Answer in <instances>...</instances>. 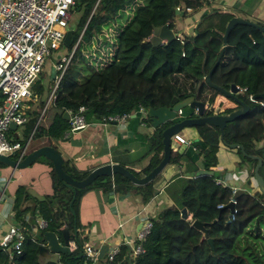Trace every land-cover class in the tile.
<instances>
[{
    "label": "trees",
    "instance_id": "16d2710c",
    "mask_svg": "<svg viewBox=\"0 0 264 264\" xmlns=\"http://www.w3.org/2000/svg\"><path fill=\"white\" fill-rule=\"evenodd\" d=\"M74 3L77 22L72 29L65 30L57 48L65 50V54L72 52L70 61L61 74L52 101L45 108V126L39 124L40 120L36 122L45 90L42 71L31 85L33 101L38 99L39 102L37 108H32V101L29 102L22 130L23 141L30 131L33 136L43 132L47 141L64 138L68 122L63 113L67 110L76 112L79 106L84 107L83 115L89 123L106 116L132 113L139 106L170 109L192 97L208 108L205 115H211L218 97L222 96L204 79L213 67L210 81L225 90H229L230 85L241 89L235 95L247 105V111L227 122L222 135L213 125L194 127L198 136L192 142L194 149L188 147L181 153L171 151L168 164L183 163V174L187 176L181 189L176 191L177 200L161 209L152 220L142 243L143 252L134 258V264H264V242L260 241L259 234V228L264 227V195L258 191L254 194L244 191L236 197L235 212L231 214L226 205L232 197V189L229 185L216 183L218 175L212 171L217 163L218 145L229 147L237 144L243 147L244 152L242 154L239 148H235L239 158L237 167L246 165L247 177L251 178L256 159L248 155L259 157L262 164L258 173L264 182V144L256 146L264 139V103L261 99H248V95L264 92V32L247 25H234L226 36L222 55L214 65L222 46L225 24L233 17L230 12L213 9L200 17L193 34H180V40L174 37L153 45L148 38L154 27L166 25L172 32H177L173 27L176 6L184 9L183 15L200 7V1L75 0ZM125 10L131 11V15L124 25H119V14ZM256 24L264 27L260 22ZM107 27L116 30L111 44L115 48L108 64L95 68L87 63L82 49L96 42L102 29ZM235 108L238 106L226 108L218 114H227ZM186 117H195L188 107L182 108L176 119L156 127L146 137L148 150L145 156L150 154V158L144 168L137 172L125 168L135 177L148 173L161 159V131ZM147 125H150L149 119ZM198 158H201L200 170L191 166ZM113 160L124 167L125 163L118 157H113ZM44 162L50 167L51 194L36 198L23 186H18L12 211L16 223L30 228L36 219L41 218L46 227L33 235L27 234L17 251L4 252L0 248V264H57V259L42 261L36 247L45 244L43 233L46 231L53 232L62 240L63 227L68 231L69 240L81 245L84 238L80 233L85 225L79 220V201L87 191L129 195L141 203L147 202L157 192L154 186L157 176L144 185H135L118 174L97 177L88 186L73 188L72 191L57 179L51 163L47 159ZM62 169L75 180L82 179L90 171H80L68 160H63ZM199 171H212V175L198 174ZM181 209H185L189 219L181 217ZM193 220L205 223L206 237L191 225ZM57 256L60 264H90L78 253ZM98 262L129 264L127 247L120 245L118 254L111 260L103 254Z\"/></svg>",
    "mask_w": 264,
    "mask_h": 264
},
{
    "label": "crops",
    "instance_id": "0c3cea01",
    "mask_svg": "<svg viewBox=\"0 0 264 264\" xmlns=\"http://www.w3.org/2000/svg\"><path fill=\"white\" fill-rule=\"evenodd\" d=\"M221 3H223V5H221ZM217 8H219L221 12H230L233 16H239L254 23L260 22L264 25V0H216L215 4L201 5L192 10L190 14H192L194 23L189 34H193L196 23L204 13H209ZM176 14L179 15L177 12ZM176 19L174 20V24ZM107 28L102 29V33ZM100 39L97 38L96 42L93 43H95L97 46L96 48H98L101 42H103V48H105V53H107L108 49L112 46L111 38L108 40L103 34V39L105 41H103L102 38ZM160 43H162V41H160ZM83 55L86 56L84 53ZM217 100L221 101L220 99ZM29 102L28 105H30ZM33 102L34 101H32V103ZM21 127H23V125ZM67 129L64 131V138L55 141H47L46 136L41 132L45 138L44 144L42 145L53 146L59 152L63 160L70 161L80 171L91 170L100 164L116 163L113 157H118L120 161L125 163L124 167H129L137 172L147 165L150 158V154L145 156L148 150L146 137L152 133L153 128L151 125H142L138 116H131L122 126H118L114 123L100 125L99 120H97L87 123L84 129L73 133H68ZM22 130L20 136H22ZM179 135L186 139H190L192 142L198 138L194 127L183 128L179 132ZM15 136L17 137L16 134ZM263 144L264 139L256 143V146ZM188 147L190 146H186L182 151H186ZM216 159L217 163L212 168V171L219 173V170H223L230 173L228 179L229 184L225 180L221 181L218 179L217 181L229 185L230 187L241 189L243 192H249L248 187H255L253 179L247 178L246 176L248 173L245 167L246 165L242 168L237 167L239 158L235 153V149L219 144L216 152ZM167 165L169 166L167 167ZM167 165L163 173L157 175L155 179L154 186L157 192L145 203H141L136 197H131L129 195H105L98 191L100 194V204H98L96 208H93V210L98 212L100 209L101 213L98 212L99 215L96 216L97 218L81 220L82 205L87 206L88 202L90 206L97 205L95 202L91 204V201H89V198L97 192H85L80 198L78 213L81 224L85 225V228L80 233V237L84 238L81 241L91 245H99L100 247L104 246L106 250L114 245H119L120 247L122 241L131 239L139 227V222L134 217L139 209L144 208V212L146 213L157 214L161 209L171 205L172 202L169 200L166 201L164 198L161 200L157 198V195L164 194V189L169 186V184L173 183L178 178H186L187 175L185 176L183 174L185 168L183 163L180 165ZM191 166L200 170L201 158L195 160V163ZM2 170L3 173H6L8 176L6 178V175H2L6 178L5 182L0 180V201L2 200L0 202V238L6 232L8 226L15 222L13 220L12 202L15 190L18 186H23L25 188V185H29L34 190L30 195L36 198H42L51 194L50 167L47 163H40L36 160L29 166L21 169H13L7 166V169L3 168ZM235 172H238V177L235 175ZM176 174L178 175L175 179ZM11 177H14L13 182L11 181ZM189 218L190 217L187 215V219ZM118 223L122 224L120 228H117ZM57 240L59 243L62 242L61 239L57 238ZM70 242L68 236V243ZM57 255L58 254L53 253V260L57 259ZM40 259L43 261L47 258L40 257Z\"/></svg>",
    "mask_w": 264,
    "mask_h": 264
},
{
    "label": "built area",
    "instance_id": "2783aa9c",
    "mask_svg": "<svg viewBox=\"0 0 264 264\" xmlns=\"http://www.w3.org/2000/svg\"><path fill=\"white\" fill-rule=\"evenodd\" d=\"M198 1L202 5L215 4L216 2V0ZM74 2L75 0H0V95L2 96L0 101V155L16 161H19L25 155L26 145L31 133L25 141L21 142L8 137L6 131H12L25 123L28 102L35 100L32 98L31 85L42 71L47 58L57 50L69 22L72 9H74ZM175 11L181 13L182 11L184 12V9L176 6ZM174 37L180 40V33H174ZM71 54L72 52L63 55L56 62L55 69L59 73L54 77L53 85L44 103L42 113L54 97L55 88L62 72L70 61ZM109 61L108 57L107 63ZM100 62L101 65L98 64L101 67L106 65L102 64V61ZM248 99L252 101L250 95H248ZM204 107L205 110L208 109L206 106ZM214 108L216 110H212V114H218L224 110L219 109L217 104L214 105ZM66 112L68 115V133L82 130L87 126L83 115V106H79L76 112L69 110ZM135 115L138 116L142 125L145 124L144 119H148L146 109L139 106L132 113L102 117L99 124L114 123L122 126L131 116ZM10 123L14 124L15 127L13 129L9 127ZM14 134L17 135L16 132ZM181 144L194 149L192 141L179 135V132L170 137L171 151H176ZM216 183L225 185L219 181H216ZM231 189L233 193L236 188L231 187ZM229 202L234 205L235 199L231 197ZM144 211V208H141L134 215L139 222V227L134 236L131 239H125L121 243L127 247L129 264H134V258L143 252L142 243L149 233L152 220L156 218V214ZM233 212H235L234 209L231 214ZM121 225V223H118L117 228H120ZM45 227L46 222L41 218L35 220V224L30 228L13 222L0 238V248L4 252L17 251L27 234L32 233L33 235ZM259 234L260 241L264 242L262 227L259 228ZM68 248L70 254L78 253L83 255L90 264L99 263L97 258L101 248L99 245L82 242L81 245L77 246L71 241L68 243ZM118 250L119 245L111 246L105 252L106 258L111 260L118 253ZM56 261L57 264H60L58 256Z\"/></svg>",
    "mask_w": 264,
    "mask_h": 264
},
{
    "label": "water",
    "instance_id": "95a60500",
    "mask_svg": "<svg viewBox=\"0 0 264 264\" xmlns=\"http://www.w3.org/2000/svg\"><path fill=\"white\" fill-rule=\"evenodd\" d=\"M238 24L251 26V27H254L255 29H258L264 32V27H261L252 21L245 20L239 16L231 17L225 24L224 31L222 33V38H221L222 46H221V49L219 51L218 57L214 65L218 62L220 56L222 55L224 46L226 44V36L229 30L234 25H238ZM173 38H174V33L170 29H168L166 25H162V26H157L153 28L152 33L149 36L148 40L153 45H156V44H159L160 41L166 42ZM212 68L210 69V71L212 70ZM210 71L204 76V79L206 83L208 84V86L217 90L219 93H221L223 97L234 102L238 106V108L232 110L231 112L227 114L205 115V107H204L205 105L201 102L194 101L192 97L186 98L183 101L176 103L170 109L165 108V107H158L155 109L147 108L146 109L147 116H148L150 125L153 129H155L156 127L168 121H172L176 119L178 112L184 107H188L189 109H192L193 113L195 114V117H186V118L180 119L179 121L169 124L167 127H165L161 131V136H162L161 159L159 160L156 166H154L148 173H146L145 175L141 177L133 176L125 167L117 163H106V164H100L94 167L85 175V177H83L80 180L72 179L62 169L63 159L61 155L53 146H50V145H41L39 147L34 148L31 151H28L19 161H16L4 155H0V163L8 167H11L13 169H21V168L29 166L30 164L35 162L38 157L42 156L51 163L52 169L57 179L60 182H62L64 185H66L67 187H71L72 191H73V188L80 189V188L88 186L97 177H100V176L111 177L114 174H118L128 179L131 183L135 185H144L148 183L149 181L153 180L157 175L163 173V171L169 166L167 164H168L170 153H171L170 137L173 134L180 132L183 128H186V127H196L199 125L207 124V125L216 126L219 129L220 134L222 135L223 128L227 122H231L246 113L247 108H248L247 105H245V103H243L235 95L237 93L238 87L235 85H230L229 90H225L221 87L214 85L210 81ZM256 99H261L264 103V92L261 94L251 96L252 101ZM63 117L65 120L68 119V115L66 111L63 113ZM9 127L13 129L15 126L14 124L10 123ZM185 148L186 146L184 144H181L178 146L176 151L178 153H181L182 150H184ZM229 148L231 149L239 148L242 154H244L243 147L241 145L231 144L229 145ZM248 157L256 159V164L254 165L253 170H252L253 181L255 185L257 186L258 192L264 195V182H263L262 177L258 173V170L262 164L261 159L259 157L252 156V155H248ZM198 174L212 175V172L211 171H199ZM242 193L243 191L241 189H235V191L232 194V199H236V197ZM73 199H74V195L72 196L71 201ZM70 204L71 202L69 203V205ZM226 207L229 209L230 213L234 209L232 202H229L226 205ZM180 215L182 218L187 219V213L185 209L180 210ZM213 222L214 221L208 223V225H211ZM191 225L195 229L200 231L203 237L207 236V230L205 228V223L199 222L197 220H193L191 222ZM43 237L45 239L46 244L45 245L39 244L36 247V250L39 253L40 257L42 258L48 257L49 252H52L55 254H70V250L68 248V231L66 230V228L61 229V238H62L61 243L57 241V237L55 236L53 232L46 231L43 233ZM207 242L210 245V248H212L210 238L207 239ZM105 251H106V248L102 246L98 252L97 258L100 259Z\"/></svg>",
    "mask_w": 264,
    "mask_h": 264
},
{
    "label": "rangeland",
    "instance_id": "374dc122",
    "mask_svg": "<svg viewBox=\"0 0 264 264\" xmlns=\"http://www.w3.org/2000/svg\"><path fill=\"white\" fill-rule=\"evenodd\" d=\"M221 5H223V3H221ZM215 10H220V9L217 8V9H214V11ZM191 12H186L185 14L182 15V13H183V11H182L181 13H179V15L175 14V17L173 19V24H174V20L176 18L177 19H176L175 24H174L173 27L181 35H191L189 33L192 30V26H193V23H194L192 14H190ZM130 15H131V11H127V10H125L122 13H120L119 17H118V24L119 25H124V23L128 20ZM77 19H78V13L75 12L74 9H72L71 16H70L69 22H68V24L66 26V29H68V28L72 29L75 26V24L77 22ZM115 31L116 30L115 29L113 30V28H109V29L107 28L105 31H103V33H101V35L98 38L99 39L100 38L103 39V34H104L107 37L108 40L111 38V41L113 43L114 42V38L113 37L116 35ZM100 41H101V39H100ZM103 41H105V40L103 39ZM100 46H98V48H96L97 47L96 44L91 42V43H89V45H87L85 48L82 49V51H83L82 53H84L86 55L85 57H86L87 63L89 65H92L95 68L101 67L100 66L101 62L100 61H102V64H108L107 63L108 57L110 59V57L113 54V49L115 48V46L113 45V46H111L108 49V52L105 53L106 51H105V48H103V42H101ZM108 54H110V55L108 56ZM63 55H65V50L57 49V51H55L50 57H48L49 59H47L45 61L44 65H43V69H42V72H41V73H43L42 75H44L43 85H44V89H45L44 93H43V95L41 97V99L43 101V106H44L45 101L48 98L50 89H51V87L53 85L54 77L56 76V69H55V67L57 65L56 62H58L59 58L62 57ZM240 91L241 90H239V88H238L237 92H240ZM218 99H220L221 101L217 100L219 102H216L215 104L218 105L219 109H226V108H231V107L234 108L235 107V103H233L232 101H230L229 99H227V98H225L223 96L218 97ZM38 102H39V100L36 99V101H34L32 103L31 107L32 108H34V107L37 108L38 107L37 106ZM48 105H47V107H48ZM43 106L40 108V110L38 112V117L36 118L37 123L40 120L39 124L41 126H45L46 123H47V113H46L47 107L42 113ZM28 108H29V105H28L27 109ZM214 109L216 110V108H213V110ZM144 120H145V124H147V120L146 119H144ZM23 128L24 127L19 126V127H17L16 129H14L12 131H6V135L8 137H11L13 139H16V140H19V141L23 142V137L20 136V132H21V130ZM14 132H17V137L15 136ZM30 132L28 133V136H29ZM27 137H26V139H27ZM44 141H45L44 135H42L41 133L38 132L34 136L31 133L30 138H29V140L27 142V145H26V149H25L26 153L28 151L32 150L33 148L44 144ZM44 161H45V158L42 157V156L37 158V162L45 163ZM3 168L7 169V166L4 165V164L0 165V180L5 182L8 175L6 173H3V170H2ZM215 173L219 176L217 178V180L218 179H220L221 181L225 180L228 183V179L230 177V173L229 172L223 171V170H219L220 174L217 173L216 171H215ZM237 173L238 172H235V175L238 177ZM262 174H264V170L262 171ZM2 175H6V178L3 177ZM11 178H12L11 181L13 182L14 181V177H11ZM247 178H249V177H247ZM251 178L253 179V177H251ZM183 180H184V178H178L173 183L169 184V186H167L164 189V194H166V195H164V194L157 195V198H160L161 200L164 198L166 201L169 200L173 204L174 201L177 200V196H178L176 194V191L180 190L181 186H183V184H182ZM25 189L28 191L29 194H32L34 192V190L29 185H25ZM248 189H249V192L251 194H254L256 191H258L256 185H255V187H252V186L248 187ZM2 191H4V190H2ZM90 191H96L97 192L91 198H89V201H91V204H92V202H95V204H97V205L90 206L89 202H88L87 206L82 205L83 208L81 210V215H80L81 220L82 219L97 218L96 216L99 215L98 212L101 213L100 209L98 210V212L93 210V208H96L98 206V204H100V194H99V192L97 190H90ZM4 198H3V200H4ZM160 199H158V200L161 201ZM171 205H169V206H171ZM262 230L264 231L263 227H262ZM46 258L47 259H54L53 253L49 252V256L46 257Z\"/></svg>",
    "mask_w": 264,
    "mask_h": 264
},
{
    "label": "bare ground",
    "instance_id": "6f19581e",
    "mask_svg": "<svg viewBox=\"0 0 264 264\" xmlns=\"http://www.w3.org/2000/svg\"><path fill=\"white\" fill-rule=\"evenodd\" d=\"M71 245V244H70ZM72 246V245H71Z\"/></svg>",
    "mask_w": 264,
    "mask_h": 264
},
{
    "label": "flooded vegetation",
    "instance_id": "af4514ba",
    "mask_svg": "<svg viewBox=\"0 0 264 264\" xmlns=\"http://www.w3.org/2000/svg\"><path fill=\"white\" fill-rule=\"evenodd\" d=\"M236 105V104H235Z\"/></svg>",
    "mask_w": 264,
    "mask_h": 264
}]
</instances>
